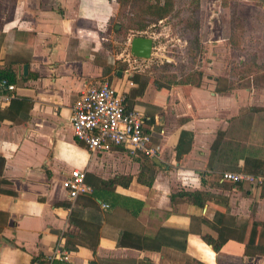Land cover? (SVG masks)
Wrapping results in <instances>:
<instances>
[{"label": "crops", "instance_id": "obj_1", "mask_svg": "<svg viewBox=\"0 0 264 264\" xmlns=\"http://www.w3.org/2000/svg\"><path fill=\"white\" fill-rule=\"evenodd\" d=\"M248 1L255 16L246 23L255 42L264 43V0ZM119 6L117 0H0V70L17 77L13 98L0 106V264H44L58 246L70 258L54 264H264V255L246 253L252 222H264V189L220 186V173L237 170L212 168L211 148L219 131L233 129V167H243L246 145L264 154V80H254L264 71V51L249 75L232 76L227 93L215 90L216 76L186 85L187 93L172 85L165 103L156 104V85L148 82L140 92V80L119 66L131 61L129 54L106 44ZM105 80L148 116L156 155L94 153L75 137L73 103L85 84ZM74 168L86 172L91 191L71 199L63 182ZM115 177L120 181L112 183ZM181 189L215 198L200 208L173 199ZM217 196L228 197L226 206ZM218 211L236 237L215 251L192 230V216L212 224ZM200 229L218 236L202 221Z\"/></svg>", "mask_w": 264, "mask_h": 264}, {"label": "rangeland", "instance_id": "obj_2", "mask_svg": "<svg viewBox=\"0 0 264 264\" xmlns=\"http://www.w3.org/2000/svg\"><path fill=\"white\" fill-rule=\"evenodd\" d=\"M190 4L191 0H176L175 11L157 22H152L150 16L143 14L138 16L135 9L130 6H123L122 9L119 6L109 27L112 36H109L106 44L114 53L123 51L129 54L131 61L120 63V68L130 69L135 78L142 82L148 77L171 78L176 82L189 78L201 81V85H206L207 80L216 76H223L234 82L233 75L242 76L247 72L249 61L257 58L258 50L264 51V43L261 39L260 42H255L252 36L253 28L246 23V20L254 15L252 6H249L250 1L244 0L239 3L237 0H200V8L196 14H192L193 17ZM232 7H236L242 20L235 21L230 26L231 15L228 10ZM188 18H197L199 21L197 28L184 26ZM138 19L141 22L146 20V30H128L127 27ZM119 23L124 27L123 32H116L114 29L115 24ZM133 35H144L154 39L151 58H136L130 54L129 48L124 52L126 41L130 47L131 40L128 38H132ZM194 38L200 40L202 49L195 47V50L189 51ZM217 39L219 43L216 42ZM243 60L245 62L243 67H239L238 63ZM260 62L264 65V61ZM254 78L255 83L263 81L264 71ZM251 82L252 80L247 79L244 84L248 85ZM233 85L232 83L230 87ZM221 86L228 85L221 82Z\"/></svg>", "mask_w": 264, "mask_h": 264}, {"label": "trees", "instance_id": "obj_3", "mask_svg": "<svg viewBox=\"0 0 264 264\" xmlns=\"http://www.w3.org/2000/svg\"><path fill=\"white\" fill-rule=\"evenodd\" d=\"M120 4V7L122 9L123 6H130L132 9H135L136 14L138 16L140 14L150 16L152 22H157L160 21L168 16L171 15L172 12L175 11V6H176V0H117ZM191 17H193L192 14H196V12L200 8V0H191ZM226 7H231L226 5ZM234 8V9H233ZM120 9V10H121ZM231 15L230 19V26L232 23L235 21H240L242 20L240 16L238 15L235 7H232L231 9L228 10ZM135 22L131 23L127 28L128 30H146L147 24L146 20L141 22V20H134ZM149 21V20H148ZM122 24H115V31L116 32H123L124 27L121 26ZM199 25V21L197 18H188V20H185V25L186 27H192V28H197ZM120 27V29H119ZM127 38V32L125 35ZM192 44L189 48V51L195 50L196 49H202L201 42L198 38H194L192 41ZM203 43V42H202ZM252 60V59H251ZM251 60L248 63H251ZM254 61V60H252ZM244 65V64H243ZM250 68L248 67L247 72L243 74V77L246 75H249ZM194 75V73L192 74ZM6 78L8 82L13 83L16 85L17 82V77L16 73L11 70V69H1L0 70V79ZM216 88L215 90L217 92H224L227 93L231 90V85L232 81H230L229 78L223 77V76H218L216 79ZM148 82H153L156 87H157V96H156V104L163 105L165 103V100L167 99L171 86L172 85H182V88L185 93L188 92L189 88L186 85H195V86H201V81H197V79H191L187 78L186 80H180L176 82L173 79H167L165 77H159V78H152L148 77V79L145 82L140 81L139 84V90L140 92H143L146 85ZM221 82L226 83L228 86L227 87H222ZM128 108H131L130 105H127ZM147 131H149V127L146 128ZM233 129H230L228 131H219L218 136L215 139L214 143L212 144V155L214 156V162H213V167L216 168H221L222 171L224 170H237V171H245V172H250V173H264V154L262 153L263 148L262 147H252L251 145H246L245 148V157H244V165L243 167H233L230 164V155L232 152V147H233V141H234V132L232 131ZM225 135V136H224ZM256 150L257 153L253 155L252 151ZM183 152V147L182 145L177 146V157L179 158L182 155ZM258 152H261L258 154ZM0 162H1V171L4 166L5 159L3 157H0ZM224 173H220L219 177H217V181L220 186L223 188H242L243 190H247L252 188V184L249 183L246 180H231L224 178L223 176ZM203 177V176H202ZM203 179V178H202ZM120 178L115 177L112 179V183L119 182ZM222 181V183H220ZM257 188L259 189H264V185H258ZM248 191V190H247ZM173 199L177 200H182L186 203H189L191 205H195L197 207L203 208L205 204L208 201H211L213 198H215V195L210 193L207 190H186V189H181L178 190L177 192L172 194ZM216 198H220L219 203L222 205L226 206V203L228 201V197H222V196H217ZM224 206V207H225ZM228 207V206H227ZM225 209V211H227ZM225 211H218L215 215L214 222L210 224V222H206L205 220H202L199 216H192L193 224H192V230L195 231L196 233H199L201 237L209 244L212 246V248L215 251H219L221 247L230 239V237H236L234 236L231 232L232 229L230 226L226 225L223 223V217L225 214ZM201 221L203 223H207L209 225H212L213 227H216L218 230V236L213 237L209 233H202L200 229V223ZM264 228V222H258V221H253L252 226H251V233L249 237V241L247 243V250L246 253L248 254H260L264 255V240L262 242L261 239L264 235V231L260 230ZM69 237V235H68ZM239 237L242 239L243 236Z\"/></svg>", "mask_w": 264, "mask_h": 264}, {"label": "built area", "instance_id": "obj_4", "mask_svg": "<svg viewBox=\"0 0 264 264\" xmlns=\"http://www.w3.org/2000/svg\"><path fill=\"white\" fill-rule=\"evenodd\" d=\"M15 91V84L6 78L0 79V106L8 104ZM126 98V92L108 80L85 84L71 107L70 121L75 137L94 153L121 149L134 157L156 155L152 132L146 129L148 116L142 110L128 108ZM223 176L235 181L246 180L253 187L264 185V173L226 171ZM63 185L71 199L91 191L86 183V172L77 168L71 170ZM69 258L70 252L58 246L44 264Z\"/></svg>", "mask_w": 264, "mask_h": 264}, {"label": "water", "instance_id": "obj_5", "mask_svg": "<svg viewBox=\"0 0 264 264\" xmlns=\"http://www.w3.org/2000/svg\"><path fill=\"white\" fill-rule=\"evenodd\" d=\"M154 47V39L149 36L135 35L130 41V54L136 58H151ZM28 66L24 65L26 73Z\"/></svg>", "mask_w": 264, "mask_h": 264}]
</instances>
